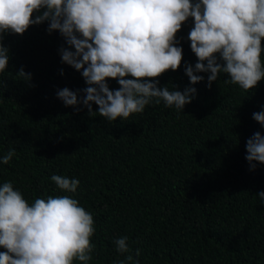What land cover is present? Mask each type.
Instances as JSON below:
<instances>
[{"label": "trees", "instance_id": "obj_1", "mask_svg": "<svg viewBox=\"0 0 264 264\" xmlns=\"http://www.w3.org/2000/svg\"><path fill=\"white\" fill-rule=\"evenodd\" d=\"M47 26L3 39L9 64L0 73V156L9 149L16 156L0 164V185L13 182L29 203L77 199L94 219L90 264L123 259L113 244L121 236L133 253L140 249L139 264H264V202L256 196L264 191V165L250 170L245 160L246 141L256 132L264 136L252 119L264 109V79L248 92L225 85L224 74L211 88L204 73H198L204 81L190 85L184 65L197 60L187 39L189 18L176 34L180 67L157 79L158 87H195L191 103L179 114L153 103L109 123L57 98L68 88L82 99L87 86L80 72L61 63L58 49L67 45ZM21 67L32 74L30 82L16 77ZM54 174L78 179L76 193L57 189Z\"/></svg>", "mask_w": 264, "mask_h": 264}, {"label": "clouds", "instance_id": "obj_2", "mask_svg": "<svg viewBox=\"0 0 264 264\" xmlns=\"http://www.w3.org/2000/svg\"><path fill=\"white\" fill-rule=\"evenodd\" d=\"M34 16V18H33ZM191 18L190 49L197 62L184 65L190 85L204 81L211 88L221 74L225 85L248 92L264 79V0H0V73L9 64L5 34L23 35L32 25L47 22V33L58 32L67 47L58 49L61 63L81 73L84 96L68 88L57 91L65 107L87 108L89 116L109 123L143 113L146 106L163 102L179 114L195 97V87H158L157 79L181 65L182 48L176 34ZM63 75V72H61ZM16 77L30 82L21 67ZM118 89L110 90L107 81ZM97 106L93 112L92 105ZM264 127V109L252 114ZM250 170L264 165V136L246 141ZM16 156L9 149L0 156L7 165ZM61 192L76 193L80 181L52 175ZM256 196L264 202V191ZM93 215L69 195L36 198L29 203L13 182L0 185V264H90L95 245ZM123 259L114 264H139L128 237L113 240ZM134 256L136 259H134Z\"/></svg>", "mask_w": 264, "mask_h": 264}]
</instances>
